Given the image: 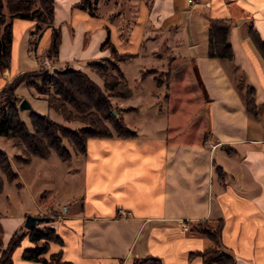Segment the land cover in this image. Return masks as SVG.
Wrapping results in <instances>:
<instances>
[{"label":"crops","instance_id":"crops-1","mask_svg":"<svg viewBox=\"0 0 264 264\" xmlns=\"http://www.w3.org/2000/svg\"><path fill=\"white\" fill-rule=\"evenodd\" d=\"M79 1L53 0L52 22L39 30L34 19H10L0 90L40 66L55 27L53 67L69 64L94 79L91 62L130 55L117 63L132 94L111 101L129 108L122 117L136 135L87 138L79 165L66 163L63 189L43 188L46 173L32 168L38 157L13 165L18 178L4 179L0 192L2 246L27 214H46L35 227H52L61 242L48 241L46 262L26 259L24 249L36 243L27 232L12 253L15 264H53L57 252L64 264L148 257L203 264L196 253L214 242L193 225L210 221L221 223L218 248L234 264H264V0H98L93 15ZM212 19L229 24L230 58L208 54ZM25 87L29 100L19 91ZM249 88L254 111L246 105ZM15 93L18 104L31 105L18 108L21 119L31 111L52 116L33 85L22 82ZM40 100L46 105L38 110ZM131 114L139 121L129 122Z\"/></svg>","mask_w":264,"mask_h":264},{"label":"trees","instance_id":"trees-1","mask_svg":"<svg viewBox=\"0 0 264 264\" xmlns=\"http://www.w3.org/2000/svg\"><path fill=\"white\" fill-rule=\"evenodd\" d=\"M97 2L98 0H80L77 5L87 9L93 15L96 13ZM12 17L34 19L38 22L39 30L42 24L48 26L52 22L53 0H0V68L8 67L10 62L12 40L10 19ZM228 31L229 24L225 21L221 19L210 21L209 56L222 58L232 56L231 46L227 40ZM59 42V29L52 27L47 56L57 55ZM129 57L128 54H116L112 59L90 63L94 71L102 78V87L86 72L69 64L59 67L61 69L59 72H49L47 69L27 70L6 83L0 90V135L11 139L20 149L21 154L14 156L16 162L26 163L31 156L47 157L51 149L55 150L62 160L69 159L70 152L62 142L64 137L68 138L75 151L85 153L86 140L89 137L135 136V130L128 127L123 117L117 112L113 113L115 107L110 99L111 96L127 98L132 94V89L124 79L117 63L118 60ZM35 77H40L39 84L34 81ZM22 82L31 84L38 92L46 94L45 99L49 109L61 113L66 120L77 119L84 125L77 129H70L53 120L48 114L31 111L29 114L31 128H29L18 113V97L15 89ZM251 90V88L248 89L246 105L250 111H254L255 104ZM3 175L8 182H14L18 178L7 154L0 149V192L4 185ZM16 185L19 183L17 182ZM195 230L207 235L214 242L213 245L196 253L204 257L203 264L235 263L230 254L221 249L218 251L216 248L220 241V222L215 229L198 227ZM27 232L30 239L36 243L24 249L22 256L26 259L46 262L47 258L43 253L47 250L48 241L61 242L52 227L18 228L12 233L5 247L2 246L0 238V264H15L12 253ZM40 239L43 240L41 244L37 243ZM50 261L53 264L65 263L60 260V252L52 253ZM132 264H160V262L157 258L148 257L134 259Z\"/></svg>","mask_w":264,"mask_h":264},{"label":"rangeland","instance_id":"rangeland-1","mask_svg":"<svg viewBox=\"0 0 264 264\" xmlns=\"http://www.w3.org/2000/svg\"><path fill=\"white\" fill-rule=\"evenodd\" d=\"M6 20H8V18ZM53 58H54V56L49 57V56L46 55L43 58V60L41 61L40 66L37 69H35V70L36 71H39V70H42V69H46V68H44L42 66L43 61L45 59H48L49 62L52 64ZM93 73H94V74H92V76L94 78L93 80L100 87H102V82H103L102 81V78H100V76L94 71V69H93ZM158 75H161V74H158ZM157 77L158 76L156 75V78ZM34 81L39 84L40 83V77H35L34 78ZM131 82H133V81H131ZM29 89L32 91L31 88H29ZM29 89L27 87H25L23 90H19L22 94H24V96H26L28 98V100L31 99V91ZM42 95H44L43 97L46 98V94H42ZM26 97H24V98H26ZM111 97H114V96H111ZM111 97H110V99H111ZM19 100L20 99H18V101ZM38 104H39V107H36V108L38 110H41L42 108H45L46 102L44 100H40V101L37 102L36 105L38 106ZM113 106L115 107V110H113V113H116L117 112L119 115L122 116V113L121 112L122 111H125V109L119 108L118 106H116L114 104H113ZM50 110H51V113H52L51 114L52 116H50V117L53 120H55L56 122H58L61 125H64V126L70 128V129H77V128H79V127H81V126L84 125L83 122H81V121H79L77 119H72V120H68L67 119L66 120V119H64V117L62 116L61 113H58V112H56V111H54L52 109H50ZM45 111L46 110H44L43 112H45ZM46 112L45 113H42V114H46ZM137 117H139L137 114L126 115L127 120L129 122H132V123L139 121V120L137 121ZM22 119L28 124V127L31 128V126H30V120L26 117V115L24 114V112L22 114ZM111 130H113V129H111ZM0 141L3 144V147L2 148H4V150H5V151L4 150L3 151L7 154L9 160L12 163V166L15 165V167H19V166H22L24 164H27L34 157V156H31L30 160L28 162H26V163H17L16 160H15V158H14V156L15 155H18V154H21L20 149H18L14 145V143H13V141L11 139L6 138L5 136H2L0 138ZM62 142H63V144L65 145V147L70 152V158L69 159L62 160L59 157V155L57 154V152L55 150H53V149L50 150V153H49V155L47 157H44L43 158V157L35 156V157H38V158H36V162H35L34 165H32V168L33 167H38L39 170L43 171V173H46V175L42 179V183L44 184V187L43 188H46V189L48 188L50 190V189L53 188L54 185H57L58 187H61L62 189L65 188L66 183L69 184V182L66 181V177H65V170H66L65 168H66V165H67L66 163H68L69 165H72V166L74 165V163H76V164L79 165V162H80V160L82 158V154H84V153L75 151L73 149L70 141L68 140V138H66V137L62 138ZM213 146H215V145L213 144ZM47 158H49V159H47ZM53 162L57 163L58 165H57V168L55 170H53V173H51L49 170H52L53 169L52 168L53 167V165H52ZM45 170H47V171H45ZM3 178L5 179V176L4 175H3ZM73 187H74L73 189H75V188H77V185L75 183H73ZM48 193L49 192H46L45 193V191H43V189H41L40 195H42V194L43 195H47ZM73 195H78V193L77 194L76 193H73ZM39 216L40 217H43L44 219L42 221L38 222L37 224L43 223V222H45V220H48V217H47L46 214L39 215ZM217 224H218L217 222H210V221H203L202 222L201 221V222H199L197 224H194L193 225V228L194 229H197L198 227L199 228H205V227L207 228V227H209L211 229H215V227L217 226ZM41 227H45V226H41ZM0 238H1V236H0ZM42 242H43V240H40L38 243L41 244ZM216 248H217L218 251H220V248H218L217 246H216Z\"/></svg>","mask_w":264,"mask_h":264},{"label":"water","instance_id":"water-1","mask_svg":"<svg viewBox=\"0 0 264 264\" xmlns=\"http://www.w3.org/2000/svg\"><path fill=\"white\" fill-rule=\"evenodd\" d=\"M61 69L59 67H52V72H59ZM31 107V105L28 103V101L26 99H21V101L18 104V108L20 110L22 109H29ZM44 218L37 216V215H31V214H27L25 217V222H24V226L26 228H31L33 226L36 225V223L42 221Z\"/></svg>","mask_w":264,"mask_h":264},{"label":"built area","instance_id":"built-area-1","mask_svg":"<svg viewBox=\"0 0 264 264\" xmlns=\"http://www.w3.org/2000/svg\"><path fill=\"white\" fill-rule=\"evenodd\" d=\"M42 66L44 67V68H46L49 72H52V64L49 62V60L48 59H45L44 61H43V63H42ZM212 147H213V145H212Z\"/></svg>","mask_w":264,"mask_h":264}]
</instances>
